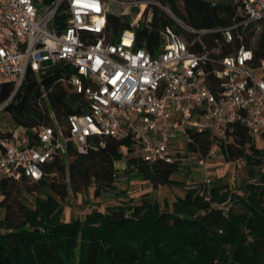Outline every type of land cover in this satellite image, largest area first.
<instances>
[{"label":"trees","instance_id":"1","mask_svg":"<svg viewBox=\"0 0 264 264\" xmlns=\"http://www.w3.org/2000/svg\"><path fill=\"white\" fill-rule=\"evenodd\" d=\"M155 1L195 28L230 23L231 3ZM150 9L151 19L147 20ZM140 21L135 25L128 15L109 11L107 29L114 40L123 31L134 30L138 46H146L153 53L167 25L180 32L174 18L155 4L148 5ZM257 36L255 44L251 37L246 42L260 62L264 60V27ZM212 38L220 39L222 56L233 51L220 33ZM69 76V71L60 67L45 74L29 70L4 110L31 136L33 128L55 126L56 120L64 124L66 116L80 111L83 105L81 95L68 82L59 81ZM14 88V83L1 86L0 106ZM189 132V150L205 157L218 143V151L227 160L247 162L251 179L236 192L222 178L213 186L205 180L188 186L171 206L165 201L162 207L159 201L143 196L139 203L129 198L106 212L95 208L84 218L66 221L63 204L71 193L80 194L93 186L94 196L100 197L116 187L118 162H125L130 178L148 181L154 187L178 183L173 176L181 170V154L177 153L173 161H147L134 155L129 138L91 137L83 150L70 145L65 153L44 163L43 176L38 180L0 176V210H4L0 217V264H264V147L241 124L226 129V139L211 130L192 128ZM10 134L11 129L0 125V136ZM27 195L34 197L32 204H28Z\"/></svg>","mask_w":264,"mask_h":264},{"label":"built area","instance_id":"2","mask_svg":"<svg viewBox=\"0 0 264 264\" xmlns=\"http://www.w3.org/2000/svg\"><path fill=\"white\" fill-rule=\"evenodd\" d=\"M209 1L231 3L227 26L195 28L155 0H0V88L15 84L0 113L29 70L64 68L70 76L59 81L83 99L64 124L33 128L35 136L16 126L0 136V176L38 180L44 163L70 145L83 150L95 136L129 138L134 155L147 161H173L192 128L226 139L225 130L241 124L264 140V60L256 62L246 42L264 27V0ZM111 4H139L140 18L148 5H158L180 32L167 25L155 53L138 46L134 30L114 40L107 29ZM216 33L233 51L222 56ZM218 149L215 144L198 163L207 165Z\"/></svg>","mask_w":264,"mask_h":264},{"label":"rangeland","instance_id":"3","mask_svg":"<svg viewBox=\"0 0 264 264\" xmlns=\"http://www.w3.org/2000/svg\"><path fill=\"white\" fill-rule=\"evenodd\" d=\"M140 7L139 4H132L131 6L111 4L110 12L128 15L132 19V24L137 25L143 18V14L139 18ZM151 11L152 9L148 13L147 20L151 19ZM257 39L258 36L252 41V44H255ZM0 125L5 129L11 130L16 127L11 114L5 110L0 113ZM257 140L258 144L264 147V140L260 137ZM183 145L184 149H182L181 156L184 161L179 174L173 176L178 181L177 184L154 187L148 181L130 178L124 170L125 162L121 161L116 164L119 173L115 184L116 187L105 190L100 197L94 196L93 186L80 194L71 193L68 200L63 204V219L69 221L74 218H84L87 213L95 208L106 212L109 207L121 205L129 198H133L134 202L139 203L143 196L159 201L162 207H165V201H168L171 206L177 196L184 195L188 186L202 184L207 178L212 180L210 186H213L222 178V182L227 184L228 188L234 192L240 190L244 182L251 179L250 166L244 159L227 160L220 151H216L209 156L207 165L204 166L198 163L199 154L189 150L187 144ZM254 170L257 173L259 168L256 167ZM124 192H127L128 195H124ZM26 200L28 204H32L34 197L27 195ZM3 214L4 210H0V217Z\"/></svg>","mask_w":264,"mask_h":264},{"label":"bare ground","instance_id":"4","mask_svg":"<svg viewBox=\"0 0 264 264\" xmlns=\"http://www.w3.org/2000/svg\"><path fill=\"white\" fill-rule=\"evenodd\" d=\"M140 18V17H139Z\"/></svg>","mask_w":264,"mask_h":264}]
</instances>
